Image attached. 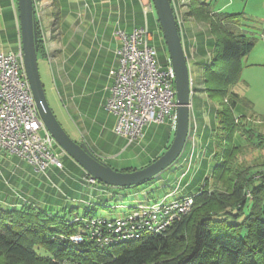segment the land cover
<instances>
[{
	"label": "crops",
	"instance_id": "0c3cea01",
	"mask_svg": "<svg viewBox=\"0 0 264 264\" xmlns=\"http://www.w3.org/2000/svg\"><path fill=\"white\" fill-rule=\"evenodd\" d=\"M207 1L210 4L211 0ZM131 2L132 0H127L124 5L123 0H33L36 26L43 41L45 33L53 31V36L57 35L56 41L49 43L50 50H45L46 56L42 60L48 59L50 62L49 68L56 92L64 108L72 114L76 124L82 129L81 136L77 134L78 136L72 137L58 118L57 120L73 141L85 143L101 161L122 172L145 167L147 163L159 157L175 131L172 120L161 125H149L144 128V141L137 143H128L125 137L115 135L112 131L115 119L105 110L104 105L111 86L109 73L118 67L116 50L119 40L116 32L122 30L129 33L146 25L152 35L157 58L159 52H162L164 57L158 61L162 65L169 63L163 36L153 14V6L147 14L145 0H134L133 8L130 6ZM210 8L213 13H218L212 5ZM188 11V8L182 7L174 13L190 77L196 84L191 96L189 141H186L177 163L172 165L180 171V175L186 173L180 180L184 183L181 187L185 195L192 192L195 194L200 189H196L200 182L203 183L211 175L214 151L209 148L215 147V117L218 108L204 90L205 75L196 80L194 75L196 71L203 74L205 67L212 63L217 46L216 35L205 21L189 16ZM147 16L151 17L150 25ZM244 25L240 23L241 28ZM241 28L238 32L245 35H254L257 30L262 31L255 37L253 48L241 60V66L243 63L260 66V61H264L263 28L257 27V24L248 27L250 32ZM44 45L46 47V43ZM19 50H22V43L17 0H0V54H14ZM51 50L53 55L55 54L53 58L48 56ZM235 87L236 85L231 88V92L243 101L233 108L234 117H244L252 123H263L247 115L245 109L252 106V101L242 97L235 91ZM150 130L153 135L148 134ZM156 139L161 143L157 144ZM118 140L125 143V149L118 146ZM147 148H150L149 152ZM208 150L209 155L206 154ZM142 154L144 159L141 158ZM189 160L193 162L192 168H184L183 164ZM61 161V169L51 167L45 173H40L26 161L1 150L0 206L13 210L26 205L46 214L71 218L83 217L82 215L97 207H106V201L102 202L104 199L112 201L116 196L121 197L112 193L111 189H106L114 187L98 182L91 183L89 175L67 155L63 156ZM143 161L146 163H142ZM178 179L179 177L174 182L171 177L166 180L158 179L157 183L160 185L157 190L171 186L172 182L176 184ZM146 195L150 198V191ZM144 198L148 202L153 201L143 196L140 199L136 197L133 203L146 202ZM130 207L123 209H126V212Z\"/></svg>",
	"mask_w": 264,
	"mask_h": 264
},
{
	"label": "trees",
	"instance_id": "16d2710c",
	"mask_svg": "<svg viewBox=\"0 0 264 264\" xmlns=\"http://www.w3.org/2000/svg\"><path fill=\"white\" fill-rule=\"evenodd\" d=\"M188 10L189 16L210 26L217 40L203 81L208 98L218 105L213 190L189 194L190 214L174 219L164 232L102 248L57 239L76 233L80 225L69 224L70 218L26 205L13 210L0 206V264H55L52 259L82 264H264V173L257 176L239 161L248 146L264 147L259 130L264 120L247 123L240 117L236 122L233 108L242 99L231 92L241 78V60L256 38L236 32L240 22L230 26L232 16L213 13L207 0H190ZM36 37L39 60L46 55L37 26Z\"/></svg>",
	"mask_w": 264,
	"mask_h": 264
},
{
	"label": "built area",
	"instance_id": "2783aa9c",
	"mask_svg": "<svg viewBox=\"0 0 264 264\" xmlns=\"http://www.w3.org/2000/svg\"><path fill=\"white\" fill-rule=\"evenodd\" d=\"M172 2L173 12L187 8L184 0ZM118 67L111 70L109 97L105 110L115 123L113 133L125 137L128 143L143 139L144 128L176 120L175 73L170 63L162 65L152 44L146 25L131 32H116ZM190 74V73H189ZM190 96L196 86L189 76ZM238 119H236V122ZM189 133L187 140L189 141ZM6 150L33 168L45 173L49 168H62L65 152L57 145L42 123L24 69L22 50L0 54V151ZM191 162V160H189ZM186 173H181L183 177ZM181 180V179H180ZM91 183L96 181L90 178ZM179 179L172 200L166 197L152 203L136 202L126 214L114 219L73 216L69 224H79L76 233L58 235L57 239L71 244L92 243L102 248L137 241L144 235L164 232L174 219L187 215L193 197L182 194ZM55 264H82L77 260H56Z\"/></svg>",
	"mask_w": 264,
	"mask_h": 264
},
{
	"label": "water",
	"instance_id": "95a60500",
	"mask_svg": "<svg viewBox=\"0 0 264 264\" xmlns=\"http://www.w3.org/2000/svg\"><path fill=\"white\" fill-rule=\"evenodd\" d=\"M161 29L166 51L175 73L176 120L173 139L167 149L140 169L117 171L101 161L85 143L73 141L60 125L47 100L41 80L36 21L33 0H17L24 69L39 117L57 145L96 182L114 188H132L148 182L170 168L181 156L189 133L190 86L189 67L183 51L179 29L169 0H151Z\"/></svg>",
	"mask_w": 264,
	"mask_h": 264
},
{
	"label": "rangeland",
	"instance_id": "374dc122",
	"mask_svg": "<svg viewBox=\"0 0 264 264\" xmlns=\"http://www.w3.org/2000/svg\"><path fill=\"white\" fill-rule=\"evenodd\" d=\"M126 1L127 0H123L124 5H125ZM140 2H142V0H140ZM172 2H174V0H170L171 5H172ZM184 4H186V6H188L190 9V0H184ZM211 5L216 10H218V13H224L228 16H232V18H230V19L228 18L229 19L228 24L229 25L231 24L230 26H232L234 24V22L236 24L237 23L239 24V22H240L242 25L243 24H245V25L242 28L237 25L238 30H240V28H241V30H244L245 32L246 31L250 32L248 27H250L252 25L255 26L257 24V27L262 26L263 32H264V0H211L209 6H211ZM130 6H132V8H133L134 0H132ZM144 6H145L146 13L147 14L150 13L149 8L152 6L151 0H145ZM152 10H153V14H154L155 18H157L154 9H152ZM146 19L148 21V25H150L151 17L147 16ZM234 19H235V21H234ZM238 30L235 29L236 32H238ZM252 31H255V30L252 29ZM260 32L262 33L261 30H257V31H255V33L257 35L256 34L251 35L248 33H247V35L253 36V37H258ZM59 34H60V31H59ZM52 37H54L53 31H50V33L44 34V41L45 42L43 41V39L41 37V39H42L41 41H42V44L44 46V51L47 49V52H49V50H50L49 43L51 44L52 42H54L53 40L56 41L57 35L54 38H52ZM44 43H46V47H45ZM52 51L53 50H51L50 53L48 54V56L50 55L51 58H53V56L55 55V54L53 55ZM54 53H56V50ZM167 57H168V54H167ZM163 58L164 57L162 55V52H159L158 53V60H162ZM40 59L38 61L39 62V64H38L39 65V72H40L42 83L46 89V96L48 97L50 107H52V109L54 110V113L57 116L58 120L66 128V130L69 132V134L72 135V137L76 136L77 134L81 136V130L82 129L78 126V124H76L77 122L75 121L72 114L68 113V111L64 108V106L61 103V100L59 98V95L56 92V88H55L56 85H55V83L51 77V73H50V68H49L50 62L48 61V59L47 60H45V59L42 60V58H40ZM168 60H169V58H168ZM260 62H261V63H259V64H261L260 66H250L249 63L248 64H245V63L242 64L241 78H240L239 82L236 84L235 91L238 92L242 97L252 101V106L250 108H247V106H246L247 109H245V110L247 112V115L253 116L254 118H256L259 121H263L264 120V63H262V62H264V61H260ZM53 66H54V64H52V67ZM55 66H57V65L55 64ZM194 75L196 76L195 77V80H196V78L201 77V75L202 76L205 75V70L203 71V74L199 73V72L197 73V71H196V74L194 72ZM64 80L65 79H63L62 81L64 82ZM198 82H199V80H198ZM217 107H218V105H217ZM247 123H251V122L247 121ZM259 130H261V132H264V124L261 125ZM152 131H153V128H152ZM148 134L153 135L151 130H150V133H148ZM173 136H174V131L170 137V142L168 143L167 146L170 145V143L173 139ZM143 138H144V136H143ZM156 140H157V144H158V142L161 143L160 140H158V139H156ZM118 141H119L118 146H120V148L123 147L125 149V146H126L125 143L121 142V140H118ZM143 141H144V139L141 140V142H143ZM209 149L214 151V147H213V149H211V148H209ZM149 150H150V148H147V152H149ZM210 150L207 151V153H206L207 155L210 154ZM217 150H218V148H217ZM164 151H162L159 155H161ZM141 158L144 159L143 154L141 155ZM239 161L245 167L253 168V171L257 172L255 175L260 176L261 173L262 174L264 173V147L261 148L258 146L257 147L248 146L246 148L244 154L242 153L241 155H239ZM142 163H146V162L143 161ZM176 163L177 162H175L174 164H176ZM187 163L183 164L184 168H186L188 166V168L191 169L192 168L191 165L193 162L188 161ZM147 164H149V163H147ZM214 164H216V163H215V161L212 160L211 168H214V166H215ZM261 171H263V172H261ZM168 177H171L173 182L178 177H179V181H180V179H182L180 177V171H178V169L173 168V166H171L170 168H168L167 170H165L161 174H159L157 177L149 180L148 182H146L140 186H136V187H132V188H128V189L107 188L106 187V189H111L112 193H117L121 197L116 196L112 201H109L108 198L106 200L104 199V200H102V202L106 201V204H105V205H107L106 207H97V208L91 209V211H89L87 214H84L82 216L85 219L101 218V217L106 218V219H114V218L118 217L120 213L126 214L125 213L126 209H123V208L129 207V206L132 207L134 205L133 202H134L136 197L139 199L142 198L143 196L148 198L146 194L149 191H150V195H149L150 198H148L149 200L160 201L168 195H171V196L166 197L165 200L166 201L172 200L175 196H177V194L174 192L176 184H174L172 182L171 186L157 190L159 185H160V183H157V182H159L158 179L161 178L162 180L163 179L166 180ZM208 178H210V176ZM208 178H206L207 179L206 180V183H207L206 186L204 185L205 181H203V183L200 182V186L196 187V189L200 188L201 190L206 189L209 192L212 191L213 190V187H212L213 180H211V178H210V180H208ZM255 179H257V177ZM183 184H184L183 181H182V183H181V181L179 182L180 186ZM219 189H221V188L219 187ZM193 193L194 192H192V194ZM182 194H184L183 190H182ZM248 198H249V200L252 199V197L250 196V193H249ZM144 201H146L145 198H144ZM146 202H148V201H146ZM149 202H151V201H149ZM119 206H122L123 208H120ZM79 213L81 214V211H79ZM42 256L45 257L46 259L49 257V255L46 253H43Z\"/></svg>",
	"mask_w": 264,
	"mask_h": 264
}]
</instances>
